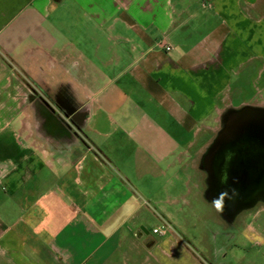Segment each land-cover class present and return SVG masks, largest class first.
<instances>
[{
  "label": "crops",
  "instance_id": "1",
  "mask_svg": "<svg viewBox=\"0 0 264 264\" xmlns=\"http://www.w3.org/2000/svg\"><path fill=\"white\" fill-rule=\"evenodd\" d=\"M256 66L264 0H0V264L173 256L144 210L178 202L180 161L250 103ZM211 251L264 264V206Z\"/></svg>",
  "mask_w": 264,
  "mask_h": 264
},
{
  "label": "rangeland",
  "instance_id": "2",
  "mask_svg": "<svg viewBox=\"0 0 264 264\" xmlns=\"http://www.w3.org/2000/svg\"><path fill=\"white\" fill-rule=\"evenodd\" d=\"M263 82L264 73L261 74L259 67L256 66L250 69V104H262L264 107ZM66 99L67 98L49 97L47 100L50 101L49 103H56L57 100L65 102ZM221 121L222 118L220 117V127L216 132L211 129L207 130L203 138L190 148V150L185 153L183 160L180 161L181 165L177 167L178 171L187 177L190 187L184 185L186 184L185 182L183 185L180 184L179 189L175 190V193L179 196L178 202L170 204L167 209H163L161 206L157 208L156 206V208L153 207L152 210L149 209L150 212L144 210V213L147 215H145V227L150 235L156 236L153 233L154 227H163L164 230L166 229L165 234L173 230L174 234L176 233L173 239L176 241L175 236H177L178 239L176 243V252L173 256H162L160 261L152 258L150 260L152 264H194V259L191 255L189 256L190 253L188 250L190 249L197 253L199 258H205L208 264H210L209 261L211 262L214 258V253L211 251V242L213 243L214 240H219L222 233L221 228H227L228 225L219 216L216 206L207 201L204 197V191L206 189V172L200 168V160L207 145H209L217 132L221 129ZM184 179L185 178H183L182 182H184ZM263 206L264 202L251 208L247 216V222H249L254 216V213ZM162 212L168 215L170 222H161V218L158 215ZM151 243L153 246L156 245L155 241ZM242 243L243 244L237 249L239 251L241 250V252L246 255V251L250 252V241L245 237ZM153 246H148L147 244L149 248ZM188 247L190 249H188ZM245 255L238 260V263L233 262V264H249ZM263 260L264 259H262V261ZM217 264H220V262ZM225 264H230V262H226Z\"/></svg>",
  "mask_w": 264,
  "mask_h": 264
},
{
  "label": "water",
  "instance_id": "3",
  "mask_svg": "<svg viewBox=\"0 0 264 264\" xmlns=\"http://www.w3.org/2000/svg\"><path fill=\"white\" fill-rule=\"evenodd\" d=\"M221 118L222 127L203 152L200 168L206 172L204 197L219 207L222 217L232 222L244 209L264 202V190H258L257 179L252 181L249 176L237 174L228 176L224 170L236 146L245 147L247 139L257 134L264 136V107L250 103L230 107ZM245 154L239 151L240 158Z\"/></svg>",
  "mask_w": 264,
  "mask_h": 264
},
{
  "label": "flooded vegetation",
  "instance_id": "4",
  "mask_svg": "<svg viewBox=\"0 0 264 264\" xmlns=\"http://www.w3.org/2000/svg\"><path fill=\"white\" fill-rule=\"evenodd\" d=\"M47 99L45 100V103L50 105ZM56 105L60 106L59 104ZM256 105V104H254ZM260 105V104H258ZM260 106H263L262 104ZM50 107V106H49ZM64 115H67L66 111L63 110ZM81 114H78L80 116ZM74 120L75 116H74ZM222 127V125H221ZM247 145L245 147L236 146L234 151L231 152V154L228 156V162L226 165L225 174L228 176H231L233 174H237L239 176H249L250 180H258V190H264V136L257 134L255 137L247 139ZM242 150V152L246 153L245 157L240 158L239 157V151ZM233 159V163H231ZM262 203V202H259ZM258 203V204H259ZM214 204V203H213ZM215 205V204H214ZM216 206V205H215ZM219 216L227 223V228H221V235L226 234L231 229H235L238 226V228H242L247 223V216L250 212V208L244 209L242 212H240L236 218L232 222H228L224 217H222L220 213L219 207H217ZM170 222V221H169ZM152 241H155L152 237L150 241L147 242L148 246L153 244ZM188 249H190L188 247ZM191 252H194L193 250H189ZM176 252V251H175ZM197 254V253H196ZM216 255V254H215ZM198 256V254H197ZM199 257V256H198ZM214 257V256H213ZM201 259V258H200ZM206 260L201 259V261ZM210 264H217L216 258L214 257Z\"/></svg>",
  "mask_w": 264,
  "mask_h": 264
},
{
  "label": "built area",
  "instance_id": "5",
  "mask_svg": "<svg viewBox=\"0 0 264 264\" xmlns=\"http://www.w3.org/2000/svg\"><path fill=\"white\" fill-rule=\"evenodd\" d=\"M165 43H166V42H164V44H165ZM166 49L169 50V49H170V46L167 45V46H166ZM153 232H154V233H159V234H161V235H164V234L166 233V229L164 230L163 227H156V228L153 229Z\"/></svg>",
  "mask_w": 264,
  "mask_h": 264
}]
</instances>
